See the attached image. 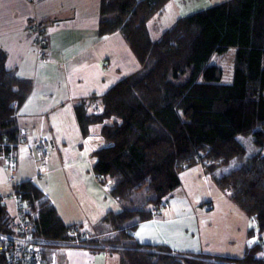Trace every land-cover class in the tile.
I'll list each match as a JSON object with an SVG mask.
<instances>
[{
  "label": "trees",
  "instance_id": "16d2710c",
  "mask_svg": "<svg viewBox=\"0 0 264 264\" xmlns=\"http://www.w3.org/2000/svg\"><path fill=\"white\" fill-rule=\"evenodd\" d=\"M168 1L100 0L98 36L120 33L137 69L74 112L83 137L100 126L105 146L92 154L93 171L100 185H110L120 211L105 214L104 231L90 234L80 224H64L34 182H20L17 193L33 234L45 241V255L65 244L116 253L119 264H264V0H228L180 17L153 40L147 24ZM230 49L226 83L222 68L210 62ZM30 92L31 84L6 68L0 49V152L4 139L15 142L18 109ZM197 165L250 222L256 220L248 238L258 242L239 258L178 255L134 238L137 226L157 217L181 186L180 174ZM11 225L0 196V233L13 235Z\"/></svg>",
  "mask_w": 264,
  "mask_h": 264
},
{
  "label": "crops",
  "instance_id": "0c3cea01",
  "mask_svg": "<svg viewBox=\"0 0 264 264\" xmlns=\"http://www.w3.org/2000/svg\"><path fill=\"white\" fill-rule=\"evenodd\" d=\"M187 2L169 0L162 13L148 22L150 37L159 22L170 20L171 27L180 18L181 9L187 10ZM99 13L100 0H0V49L6 53V68L31 84L29 96L18 109L17 127L26 131L25 143L45 136L50 148L47 170L37 177L36 163L25 143L21 145L16 150L17 180L34 182L64 224H80L81 230L90 234L103 230L105 226H99L101 219L108 212L118 213L120 207L102 189L93 171L92 154L105 146L100 126H91L88 136L83 137L74 108L91 97L102 96L137 69L136 59L120 33L98 36ZM32 17L44 27L46 63L36 62L33 37L26 28ZM168 28L161 27L157 33L161 35ZM188 179L192 186L186 185ZM180 180L181 186L165 200L159 215L137 226L135 240L140 244H163L178 255L232 258L244 253L254 238H248L250 219L217 189L202 166L182 172ZM200 180L207 188L206 194L195 193L193 201L189 194L198 190ZM12 184L0 155L2 198L8 196L3 190L7 186L12 189ZM211 185L216 190L211 191ZM216 197L227 200L230 206L226 204L227 215L213 220L208 216L216 210ZM6 201L3 200L5 205ZM51 251L56 264H119L118 255L65 244L52 246Z\"/></svg>",
  "mask_w": 264,
  "mask_h": 264
},
{
  "label": "built area",
  "instance_id": "2783aa9c",
  "mask_svg": "<svg viewBox=\"0 0 264 264\" xmlns=\"http://www.w3.org/2000/svg\"><path fill=\"white\" fill-rule=\"evenodd\" d=\"M26 28L33 37L34 52L37 63H46L48 54L46 52V38L42 22L36 17L29 18ZM26 131L23 128L17 130L15 142H8L4 139L0 155L3 158L12 184L11 193L2 198L11 200L13 206L12 225L13 235L0 233V264H56L55 254L45 255L41 247L45 244L43 239L37 238L31 228L27 217V210L24 207L18 193L17 187L20 182L17 180L18 161L16 150L25 143ZM28 155L36 163V176L41 177L47 170V162L50 157L49 141L47 137H41L33 143H25ZM102 189L109 194L110 185L102 184ZM117 201V198H113ZM255 226L256 220L251 219Z\"/></svg>",
  "mask_w": 264,
  "mask_h": 264
},
{
  "label": "rangeland",
  "instance_id": "374dc122",
  "mask_svg": "<svg viewBox=\"0 0 264 264\" xmlns=\"http://www.w3.org/2000/svg\"><path fill=\"white\" fill-rule=\"evenodd\" d=\"M190 1H192V0H189V2H187V6H186L187 10H185V9L183 10L180 8L181 9L180 17L195 13V11H197V12L203 11L209 7L218 5V4L226 2L228 0H193L191 2L192 4H190ZM186 11H188V12H186ZM169 22H170V20H169ZM169 22L166 23L165 21H162L161 23L160 22L157 23L156 27L151 32V37H153L152 38L153 40L158 39V37L160 36V34H158L157 31L159 32V30H161V27H163V30L170 27L171 24H169ZM233 55H234V50L230 49L226 54H224L222 56H216L210 62V64H215V65H218L222 68V70H223V81L226 83H229L231 81V72H232V66H233ZM250 141H251L250 139H245V140H242L241 142L248 148L250 153H253L254 150L251 149ZM231 168H232V166H228V167L224 168L223 171H228ZM191 181H192L191 179H188L186 185H188V186L191 184L193 185V183ZM198 183L200 184V187L198 188V186H195V188H198V190H196V191L193 190V192H191V194H189V195H191V196H189V198L193 199V201H196L195 200L196 198H193V195L195 193L199 194V196H204L206 194L207 188L204 186L202 181L200 180V181H198ZM214 190H216L215 187H213V185H211V191H214ZM3 191H5V193H4L5 195H9L11 193L12 189L10 186H7L5 188V190H3ZM214 201L216 204V210H215V212L211 213L208 216V218L213 219L215 216L216 217H222V216L227 215L228 212H227V205L226 204H228L230 206V203H228L227 200H226L227 203H226V201L225 202L221 201V200L217 199V197L214 199ZM12 205H13L12 201L7 199L6 207H7L8 212H10L11 215L13 214ZM202 207H205L204 210H207L205 204H203ZM234 210H236L237 212H240V211H238V209L235 206H234ZM248 227H250V228L253 227V224L252 223L249 224ZM263 241H264V236H263ZM257 242H258V237L256 236L251 240V242H249V246H252ZM111 254H113L115 256L117 255L116 253H113V252ZM232 255H234V254H232ZM242 255H243V253L240 252V254H237L236 256H233L232 258H239ZM223 256L227 257V255H223Z\"/></svg>",
  "mask_w": 264,
  "mask_h": 264
},
{
  "label": "snow or ice",
  "instance_id": "6c2138e0",
  "mask_svg": "<svg viewBox=\"0 0 264 264\" xmlns=\"http://www.w3.org/2000/svg\"><path fill=\"white\" fill-rule=\"evenodd\" d=\"M137 236H139V233H137Z\"/></svg>",
  "mask_w": 264,
  "mask_h": 264
}]
</instances>
